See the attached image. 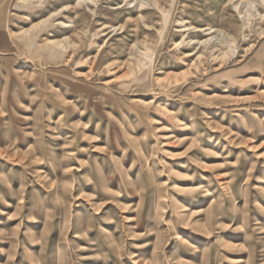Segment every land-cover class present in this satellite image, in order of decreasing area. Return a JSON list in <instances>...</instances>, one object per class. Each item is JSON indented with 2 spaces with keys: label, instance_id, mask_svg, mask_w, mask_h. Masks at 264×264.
<instances>
[{
  "label": "rangeland",
  "instance_id": "obj_1",
  "mask_svg": "<svg viewBox=\"0 0 264 264\" xmlns=\"http://www.w3.org/2000/svg\"><path fill=\"white\" fill-rule=\"evenodd\" d=\"M0 264H264V0H0Z\"/></svg>",
  "mask_w": 264,
  "mask_h": 264
},
{
  "label": "bare ground",
  "instance_id": "obj_2",
  "mask_svg": "<svg viewBox=\"0 0 264 264\" xmlns=\"http://www.w3.org/2000/svg\"><path fill=\"white\" fill-rule=\"evenodd\" d=\"M142 1V0H141ZM56 43H58V42H56Z\"/></svg>",
  "mask_w": 264,
  "mask_h": 264
}]
</instances>
